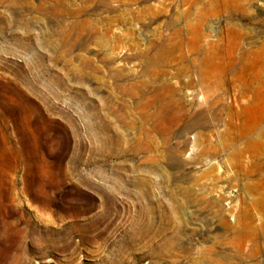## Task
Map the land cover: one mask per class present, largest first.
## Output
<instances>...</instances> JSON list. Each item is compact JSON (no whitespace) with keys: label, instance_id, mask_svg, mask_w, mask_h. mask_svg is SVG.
Listing matches in <instances>:
<instances>
[{"label":"rangeland","instance_id":"rangeland-1","mask_svg":"<svg viewBox=\"0 0 264 264\" xmlns=\"http://www.w3.org/2000/svg\"><path fill=\"white\" fill-rule=\"evenodd\" d=\"M0 264H264V0H0Z\"/></svg>","mask_w":264,"mask_h":264},{"label":"bare ground","instance_id":"bare-ground-1","mask_svg":"<svg viewBox=\"0 0 264 264\" xmlns=\"http://www.w3.org/2000/svg\"><path fill=\"white\" fill-rule=\"evenodd\" d=\"M85 59V58H84ZM157 60V59H156ZM153 61V60H152ZM78 75V74H77ZM79 78V77H78ZM165 88L167 89V87L165 86ZM161 94V93H160ZM167 95V94H166ZM161 96V95H160ZM155 97V96H154ZM157 98V97H156ZM160 99V98H159ZM157 102V101H156ZM162 102V101H161ZM160 103V102H159ZM147 104V103H146ZM145 104V105H146ZM167 104V103H166ZM161 105V104H160ZM165 105V104H164ZM139 108V107H138ZM155 108V107H154ZM142 109V108H141ZM145 109V108H144ZM165 110V109H164ZM154 111V110H153ZM152 111V112H153ZM171 111V110H170ZM173 112V111H172ZM177 112V111H176ZM150 114V112H149ZM148 114V115H149ZM151 115V114H150ZM155 117V119L157 120V122L155 123L154 127L157 130H162V132H166L169 129V123L173 122L174 117L171 114L168 113H162L161 110V106L159 107V110H155L153 112V115ZM178 116V115H177ZM151 119V118H150ZM175 123V122H174ZM161 132V134H162Z\"/></svg>","mask_w":264,"mask_h":264}]
</instances>
